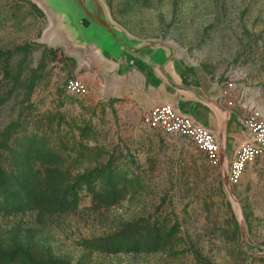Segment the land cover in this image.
<instances>
[{
    "label": "rangeland",
    "instance_id": "rangeland-1",
    "mask_svg": "<svg viewBox=\"0 0 264 264\" xmlns=\"http://www.w3.org/2000/svg\"><path fill=\"white\" fill-rule=\"evenodd\" d=\"M102 1L264 113V0ZM50 25L36 1L0 0V246L15 252L0 264H264V155L228 185L189 138L146 123L163 93Z\"/></svg>",
    "mask_w": 264,
    "mask_h": 264
},
{
    "label": "water",
    "instance_id": "water-1",
    "mask_svg": "<svg viewBox=\"0 0 264 264\" xmlns=\"http://www.w3.org/2000/svg\"><path fill=\"white\" fill-rule=\"evenodd\" d=\"M34 1L50 17L49 32L62 35L65 44L79 51L83 60L97 52L113 65L110 76L128 82L137 75L143 92L174 94L178 112L190 117L183 94L200 95V79L196 67L184 60L174 45L131 36L111 21L102 0ZM220 150L222 164L221 144Z\"/></svg>",
    "mask_w": 264,
    "mask_h": 264
},
{
    "label": "built area",
    "instance_id": "built-area-1",
    "mask_svg": "<svg viewBox=\"0 0 264 264\" xmlns=\"http://www.w3.org/2000/svg\"><path fill=\"white\" fill-rule=\"evenodd\" d=\"M232 87V82L227 83L223 94L228 95V90ZM64 90L74 95H85L88 93V86L79 79H69L64 84ZM145 120L148 125L159 126L167 133L189 138L211 166L221 165V150L216 135L192 118L180 114L172 104L152 106L147 111ZM242 127L243 139L228 163V185H236L246 167L264 155V115L257 109L250 110L242 119Z\"/></svg>",
    "mask_w": 264,
    "mask_h": 264
},
{
    "label": "crops",
    "instance_id": "crops-1",
    "mask_svg": "<svg viewBox=\"0 0 264 264\" xmlns=\"http://www.w3.org/2000/svg\"><path fill=\"white\" fill-rule=\"evenodd\" d=\"M196 70L200 79L201 94H190L187 92L183 94V99L187 103L185 105V110L190 114L193 120L205 126L216 135L224 151V159L220 168H226L227 171L228 163L234 156L243 139L244 130L242 127V119L250 110L256 108L247 100L245 102L239 101V103H236L238 95L235 92V87L229 89L228 95L225 96L223 90L226 89V85L222 86L218 81L206 76L197 68ZM163 94L176 108L177 98L175 95L166 92ZM229 101L232 102V106H228ZM261 113L264 115L263 112ZM235 142H237V144H233L232 155L228 157V145Z\"/></svg>",
    "mask_w": 264,
    "mask_h": 264
},
{
    "label": "trees",
    "instance_id": "trees-1",
    "mask_svg": "<svg viewBox=\"0 0 264 264\" xmlns=\"http://www.w3.org/2000/svg\"><path fill=\"white\" fill-rule=\"evenodd\" d=\"M2 246H0V257L7 258L9 256H12L15 253V252L14 253H12V252L11 253H6L5 249H3Z\"/></svg>",
    "mask_w": 264,
    "mask_h": 264
}]
</instances>
